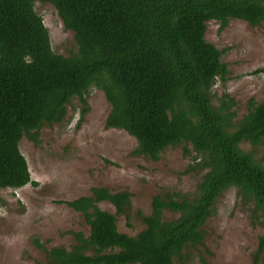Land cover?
<instances>
[{
	"label": "trees",
	"instance_id": "trees-1",
	"mask_svg": "<svg viewBox=\"0 0 264 264\" xmlns=\"http://www.w3.org/2000/svg\"><path fill=\"white\" fill-rule=\"evenodd\" d=\"M36 1L55 8L73 33L75 53L52 51ZM230 19L263 23L264 0H0V189L36 185L21 138L38 143L39 129L60 122L72 98L86 105L91 86L110 105L105 128L134 137L133 154L157 161L168 147L190 145L207 169L191 199L180 192L155 196L136 236L120 233L115 216L97 206L106 201L123 214L126 191L92 188L91 196L65 202L81 213L89 234L73 232L71 250L46 251V264H175L183 249L203 244L202 226L230 187L264 221V154L255 157L240 146L264 143V100L251 99L235 123L231 99L212 104L215 81H224L227 70L204 36L207 22L223 29ZM164 210L177 218L163 220ZM263 251L264 234L252 264Z\"/></svg>",
	"mask_w": 264,
	"mask_h": 264
},
{
	"label": "rangeland",
	"instance_id": "rangeland-1",
	"mask_svg": "<svg viewBox=\"0 0 264 264\" xmlns=\"http://www.w3.org/2000/svg\"><path fill=\"white\" fill-rule=\"evenodd\" d=\"M34 10L48 30L52 51L65 57L75 53L73 33L64 29L55 8L36 1ZM204 37L221 52L227 70L224 81H215L212 104L218 107L223 99H231L235 123L247 113L251 99L256 104L264 100V22L252 26L230 19L220 29L219 23L209 21ZM85 100L82 105L72 98L60 122L39 129L38 143L21 138L19 150L36 185L0 189V264H46V251L71 250L73 232L87 237L89 225L65 202L91 196L92 188L130 194L123 214H116L106 201L97 206L115 216L120 233L136 236L145 227L142 217L151 213L155 196L180 192L191 199L206 173L193 159L190 145L168 147L157 161L133 154L134 137L104 126L110 105L103 91L91 86ZM240 146L255 157L264 154V143ZM162 216L170 221L178 214L164 210ZM202 230L203 244L183 249L175 264H252L264 221L253 202L230 187L215 200ZM258 264H264V251Z\"/></svg>",
	"mask_w": 264,
	"mask_h": 264
}]
</instances>
